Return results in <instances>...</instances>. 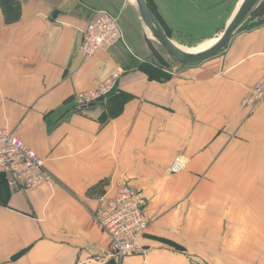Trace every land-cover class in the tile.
<instances>
[{
  "label": "crops",
  "instance_id": "crops-1",
  "mask_svg": "<svg viewBox=\"0 0 264 264\" xmlns=\"http://www.w3.org/2000/svg\"><path fill=\"white\" fill-rule=\"evenodd\" d=\"M118 1L0 0V130L56 180L26 191L0 176V264H264V103L241 108L264 75V0L225 50L185 67L163 54L169 67L159 64L132 0L124 40L85 58L90 18L97 9L122 16ZM243 1L154 4L165 22L200 31L231 4L229 25ZM118 69L103 102L75 105ZM118 185L144 197L149 225L143 253L123 258L94 223Z\"/></svg>",
  "mask_w": 264,
  "mask_h": 264
},
{
  "label": "built area",
  "instance_id": "built-area-1",
  "mask_svg": "<svg viewBox=\"0 0 264 264\" xmlns=\"http://www.w3.org/2000/svg\"><path fill=\"white\" fill-rule=\"evenodd\" d=\"M123 40L120 16L106 9H97L83 33L80 50L85 58H92L97 52L107 51ZM124 73V70L118 69L96 87L75 95V105L83 108L107 98ZM263 103L264 75L247 90L241 108L254 111ZM183 170L184 165L179 162L171 167L174 174ZM0 176L6 178L10 188L26 191L55 186V179L46 169L45 161L8 130H0ZM144 209L145 199L142 195L118 185L114 196L94 214L95 225L110 238L113 257L143 253L139 237L149 226Z\"/></svg>",
  "mask_w": 264,
  "mask_h": 264
},
{
  "label": "water",
  "instance_id": "water-1",
  "mask_svg": "<svg viewBox=\"0 0 264 264\" xmlns=\"http://www.w3.org/2000/svg\"><path fill=\"white\" fill-rule=\"evenodd\" d=\"M261 1L262 0H244L218 42L209 50L196 54L183 51L176 46L172 40H170L159 20L152 12L147 0H136V3L144 25L151 31L152 36L156 41V43L150 41L145 34L143 38L144 42L159 64L164 67H169V64L166 62L162 53L157 50L155 46L156 44L161 46L165 53L173 59L175 63L179 66L185 67L209 60L225 50L233 35L243 26L246 20L259 6ZM103 101L104 99L100 100V102Z\"/></svg>",
  "mask_w": 264,
  "mask_h": 264
},
{
  "label": "rangeland",
  "instance_id": "rangeland-1",
  "mask_svg": "<svg viewBox=\"0 0 264 264\" xmlns=\"http://www.w3.org/2000/svg\"><path fill=\"white\" fill-rule=\"evenodd\" d=\"M132 1L135 2V0H132ZM132 1H130V0L129 1L128 0H119L118 1L119 8L124 7V9H125V11H124L125 13L122 16L119 15L121 21H123L122 19H124L125 16H126L125 19L127 20L128 12L131 8V4L134 5ZM148 1L150 2L151 6L155 10V14L158 17V20H160V19L162 20V21L161 20L160 21H161L162 25L165 27V30L168 34V37H170V40H172V42L174 41L176 43V46L178 44L183 51L189 52V53H195V54H196L195 51L204 49L206 46H208L209 43L212 44L214 40H217L222 36V34L224 33L225 29L228 26V25L224 26V23L226 24L227 19L230 17V14L232 13V10L235 9L234 5H231V4L227 5L225 12L219 11V13H218V16L222 17L221 19L217 20V22L213 23L210 27L208 26L207 29H205V30L199 29L200 31H198V30L193 29L194 27L192 28L190 26V24H184L183 21L177 22V23L176 22H173V23L165 22L161 18V16L159 15V13L156 9L157 6L154 4V0H148ZM162 8H164V7H162ZM125 19H124V21H125ZM129 19H131V18H129ZM170 25L172 28L170 27ZM144 28L147 30V33L149 35H151L150 34L151 31L147 27L143 26V29ZM195 28H197V27H195ZM143 32H144V30H143ZM218 34H219V36L216 37L215 35H218ZM212 35H214L216 38H214ZM152 42L156 43L154 38H152ZM155 46H156L157 50L160 51V53H162L166 57V59H168L170 61L172 66H174V67L179 66L177 63H175L173 61V59H171L165 53V51L162 49L161 46H159L158 44H156ZM209 49H210V47H209ZM147 58H149L150 60H154L153 56L150 53L147 54ZM54 179H55V177H54ZM260 215L262 216V218H264L263 217L264 214H260ZM242 216L243 217L245 216L244 218H246V219H252V216H254V214L244 213V214H242ZM262 248L264 249V247H262ZM262 261L264 262L263 259H262Z\"/></svg>",
  "mask_w": 264,
  "mask_h": 264
},
{
  "label": "bare ground",
  "instance_id": "bare-ground-1",
  "mask_svg": "<svg viewBox=\"0 0 264 264\" xmlns=\"http://www.w3.org/2000/svg\"><path fill=\"white\" fill-rule=\"evenodd\" d=\"M135 2H136V0H135ZM136 6H137V3H136ZM138 8V7H137ZM143 22V21H142ZM144 24V23H143ZM145 26V25H144ZM146 27V26H145ZM144 34H146V36L150 39V41H152V38H153V36H152V33H150L151 34V36L149 37V35L147 34V30H145L144 31Z\"/></svg>",
  "mask_w": 264,
  "mask_h": 264
},
{
  "label": "trees",
  "instance_id": "trees-1",
  "mask_svg": "<svg viewBox=\"0 0 264 264\" xmlns=\"http://www.w3.org/2000/svg\"><path fill=\"white\" fill-rule=\"evenodd\" d=\"M147 1H148V0H147ZM148 4H149V6H150L152 12L155 14V12H154V10H153V8H152V6H151V4H150L149 1H148ZM155 16H156V14H155ZM159 22H160V24L162 25L161 21H159ZM162 27H163V25H162ZM163 28H164V30H165V27H163ZM165 32H166V30H165ZM166 34H167V32H166ZM167 36H168V34H167ZM169 38H170V37H169Z\"/></svg>",
  "mask_w": 264,
  "mask_h": 264
}]
</instances>
